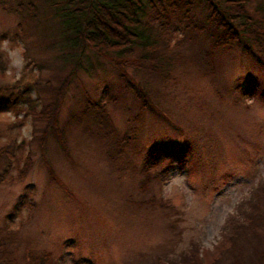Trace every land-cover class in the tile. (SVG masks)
Wrapping results in <instances>:
<instances>
[{"label":"rangeland","instance_id":"374dc122","mask_svg":"<svg viewBox=\"0 0 264 264\" xmlns=\"http://www.w3.org/2000/svg\"><path fill=\"white\" fill-rule=\"evenodd\" d=\"M178 33L174 42L182 35ZM37 41V30L0 3L4 83L22 79L36 87L48 81L56 86L68 73L54 65L55 53ZM197 45L178 46L183 56L176 58L168 77L133 73L137 81L148 78L164 91L160 101L172 122L149 109L138 121L130 119L139 112V101L123 88L118 70L87 49L79 52L84 64L90 57L96 72L80 62L57 124L61 127L73 113H81L83 91L99 101L109 86L119 98L108 111L113 129L127 142L120 159L130 163L127 168L114 166L107 140L75 123L69 124L64 154L53 134L41 139L46 122L13 109L0 112V148L16 156L8 171L0 163V237L11 228L19 230V264H28L30 253L44 252L51 253L54 264H142L161 255L176 258L194 245L202 255L204 249L225 243L231 229L226 230L227 223L264 181V70L252 52L236 44L214 50L215 68L208 71L193 56ZM29 58L33 63L26 67ZM47 60L52 67L41 69ZM253 83L255 94H244ZM40 91H32L38 107L43 98L49 100V93ZM150 148L161 158L158 167L144 162ZM28 154L32 160L25 169ZM46 156L71 195L49 177ZM26 187L31 192L17 206ZM144 198L149 204L158 202L148 206Z\"/></svg>","mask_w":264,"mask_h":264},{"label":"trees","instance_id":"16d2710c","mask_svg":"<svg viewBox=\"0 0 264 264\" xmlns=\"http://www.w3.org/2000/svg\"><path fill=\"white\" fill-rule=\"evenodd\" d=\"M0 3L4 9L18 14L21 22H27L30 28L37 30L40 47L55 53L54 65H58L60 70H69L56 86L48 81L45 87L41 84L36 87L33 82L22 79L4 83L1 79L4 77L5 60L0 54V112L13 109L17 114L25 112V116L46 122L41 139L45 140L48 134H53L64 154L68 152L69 124L75 123L84 132L108 141L106 153L117 169L127 168L130 163L127 165L120 161L126 155L127 142L113 129L115 126L108 106L119 101V98L110 94L112 88L110 91L106 86L99 101L83 91L85 102L81 113H73L61 127L57 124L59 107L75 71L87 65V71L96 72L97 66L90 57L86 58L85 64L82 62L81 49L93 52L118 70L123 88L139 101V112L130 118L133 120L135 116L136 121L147 109L165 119L170 114L160 101L164 91L155 87L148 78L137 81L134 74L170 76L176 58L183 56L177 52L181 43L191 47L198 44L193 56L208 71L215 68L214 50L231 48L236 44L252 52L264 70V0H0ZM177 33L182 35L174 42L173 34ZM177 54H180L179 57ZM27 62L26 67L33 63L30 58ZM43 66L52 67V64L47 60L40 63L41 69ZM33 89L40 94V90L49 93V100L43 98L41 107H38V101L32 95ZM245 89L244 94L256 92L254 83ZM246 106L250 107L251 104L247 103ZM129 112L133 113V110L129 109ZM108 132L111 137L106 135ZM131 137L136 139L135 135ZM128 139L130 141L131 138ZM155 152V148H150L144 161L151 167H158L161 163L160 156L155 157ZM171 156L174 158V155ZM15 158L4 147L0 148V163L4 171L10 169ZM24 159L27 160L24 168L28 169L31 155ZM44 160L51 180L71 195V189L58 176L49 157L46 156ZM29 192L30 187H26L17 206L25 201L24 197ZM143 200L148 206H156L158 202L155 200V203L149 204L148 198ZM229 226L230 234L225 243L217 245L212 251L204 249L201 255L199 247L194 245L176 258H169V254L161 255L151 263L146 261L142 264H264V181L254 187L251 195L239 206L237 213L227 223L226 230ZM18 232L11 228L7 235L0 237V264H19ZM50 254L30 253L28 264H54L50 261Z\"/></svg>","mask_w":264,"mask_h":264}]
</instances>
